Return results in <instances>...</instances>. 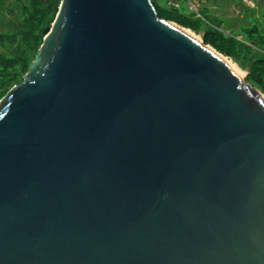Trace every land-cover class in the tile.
<instances>
[{
	"label": "water",
	"instance_id": "obj_1",
	"mask_svg": "<svg viewBox=\"0 0 264 264\" xmlns=\"http://www.w3.org/2000/svg\"><path fill=\"white\" fill-rule=\"evenodd\" d=\"M183 29L61 0L0 100V264H264V94Z\"/></svg>",
	"mask_w": 264,
	"mask_h": 264
},
{
	"label": "trees",
	"instance_id": "obj_2",
	"mask_svg": "<svg viewBox=\"0 0 264 264\" xmlns=\"http://www.w3.org/2000/svg\"><path fill=\"white\" fill-rule=\"evenodd\" d=\"M177 7L162 8L152 0L160 18L179 26L202 33L205 44L212 46L223 56L232 59L248 73L247 82L264 94V7L247 16L248 24L233 30L222 23L208 19L206 10L194 12L187 0H175ZM0 0V100L23 81L43 43L45 31L54 22L61 0ZM5 12L15 20H8ZM254 13V14H253Z\"/></svg>",
	"mask_w": 264,
	"mask_h": 264
},
{
	"label": "rangeland",
	"instance_id": "obj_3",
	"mask_svg": "<svg viewBox=\"0 0 264 264\" xmlns=\"http://www.w3.org/2000/svg\"><path fill=\"white\" fill-rule=\"evenodd\" d=\"M10 1L11 0H7L6 5H8ZM154 2L162 8H168L169 5L175 7L179 5L175 0H154ZM187 2V6L190 10L194 12L206 10L205 12L209 20L215 23H222L223 27H227L228 25V28L233 30H239L241 25L248 24L247 16L250 17L252 15L251 10L253 8L257 11L255 14L259 16V12L264 7V0H187ZM5 14L8 20H15L8 12H5ZM5 29H11V27L7 24L0 26V30ZM196 35L203 40L202 33ZM227 59L234 62L232 59ZM237 66L239 67L238 64ZM239 69L244 73L245 76L243 78L246 80L248 73L240 67Z\"/></svg>",
	"mask_w": 264,
	"mask_h": 264
},
{
	"label": "bare ground",
	"instance_id": "obj_4",
	"mask_svg": "<svg viewBox=\"0 0 264 264\" xmlns=\"http://www.w3.org/2000/svg\"><path fill=\"white\" fill-rule=\"evenodd\" d=\"M182 29V28H181ZM183 31H185L187 34L191 35L192 37H194L195 39H197L198 41H202L196 34H194V32L192 30L189 29H183ZM223 60L228 64V66L231 68V70L238 76L240 77L242 80H245L243 77L245 76L244 73L239 69V67L237 66V64H235L234 62H231L230 60H228L227 58H225L224 56L220 55Z\"/></svg>",
	"mask_w": 264,
	"mask_h": 264
}]
</instances>
